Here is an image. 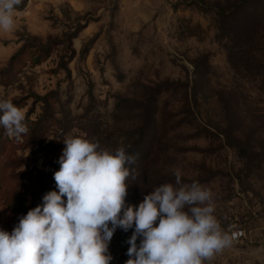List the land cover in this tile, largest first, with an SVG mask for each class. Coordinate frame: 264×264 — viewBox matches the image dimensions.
<instances>
[{
  "label": "rangeland",
  "instance_id": "obj_1",
  "mask_svg": "<svg viewBox=\"0 0 264 264\" xmlns=\"http://www.w3.org/2000/svg\"><path fill=\"white\" fill-rule=\"evenodd\" d=\"M2 99L29 132L0 126V230L24 215L18 194L58 191L62 141L81 137L136 157L127 204L177 168L210 189L223 230L243 231L210 264H264V0H22L0 31Z\"/></svg>",
  "mask_w": 264,
  "mask_h": 264
},
{
  "label": "clouds",
  "instance_id": "obj_2",
  "mask_svg": "<svg viewBox=\"0 0 264 264\" xmlns=\"http://www.w3.org/2000/svg\"><path fill=\"white\" fill-rule=\"evenodd\" d=\"M21 3L0 0V31L14 30ZM25 119L11 99L0 100V126L8 137L22 140L29 132ZM62 142L53 175L58 191L20 216L11 233L0 230V264H110L109 243L118 228L134 229L125 264H210L236 240L214 214L212 191L198 181L183 183L180 169L175 184L155 187L138 206L130 205L126 181L137 173L126 165L135 156L81 137Z\"/></svg>",
  "mask_w": 264,
  "mask_h": 264
},
{
  "label": "trees",
  "instance_id": "obj_3",
  "mask_svg": "<svg viewBox=\"0 0 264 264\" xmlns=\"http://www.w3.org/2000/svg\"><path fill=\"white\" fill-rule=\"evenodd\" d=\"M24 196V195H23ZM21 194H18V196H17V198H16V200H15V203L17 204V207L18 208H20V207H24V206H26L24 209H22V210H24V215H26L27 214V212L30 210V209H32V208H35L36 206H38L37 204L38 203H36V205H35V207H33L31 204H26V201H27V198H25V196L23 197ZM41 196V195H40ZM39 196V197H40ZM38 197V198H39Z\"/></svg>",
  "mask_w": 264,
  "mask_h": 264
},
{
  "label": "built area",
  "instance_id": "obj_4",
  "mask_svg": "<svg viewBox=\"0 0 264 264\" xmlns=\"http://www.w3.org/2000/svg\"><path fill=\"white\" fill-rule=\"evenodd\" d=\"M243 232V231H242ZM240 230H238V231H233V233H236L237 234V238L236 239H239L242 235H243V233H242Z\"/></svg>",
  "mask_w": 264,
  "mask_h": 264
}]
</instances>
